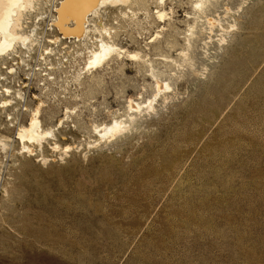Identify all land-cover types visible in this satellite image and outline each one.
<instances>
[{
  "label": "rangeland",
  "instance_id": "374dc122",
  "mask_svg": "<svg viewBox=\"0 0 264 264\" xmlns=\"http://www.w3.org/2000/svg\"><path fill=\"white\" fill-rule=\"evenodd\" d=\"M59 1L37 0L23 19V33L33 40L11 52L31 47L35 62L48 60V84L36 74L28 91L21 84L26 72L9 75V58H0V82L21 90L8 111L0 108L6 143L0 146V264H264V0H219L210 16L222 20L210 32L199 19L190 49L191 0L167 1L166 9H174L165 24L155 17L153 0L130 5L153 10L149 22L143 13L131 21L122 17L126 6L108 5L90 18L86 39L58 44L49 40L58 35L52 18ZM161 24L165 30L149 44ZM102 26L115 30L117 44L144 50L167 71L163 78L173 86L167 102L146 113L152 81L137 61L114 59L92 74L82 71ZM34 95L44 101L46 128L64 118L56 142L70 145L66 154L51 149V138L34 154L16 139L9 114L27 123ZM131 96L144 112L136 113L135 127L100 140L95 125L130 120Z\"/></svg>",
  "mask_w": 264,
  "mask_h": 264
},
{
  "label": "bare ground",
  "instance_id": "6f19581e",
  "mask_svg": "<svg viewBox=\"0 0 264 264\" xmlns=\"http://www.w3.org/2000/svg\"><path fill=\"white\" fill-rule=\"evenodd\" d=\"M133 1L135 3V1H137V0H133ZM153 1H155L156 10H154V11L151 10V9L150 10L153 11V13L155 14V17L157 18V20L160 23H164L165 24L166 20L171 18V17H169V15H170V13H173V9L174 8L170 7L169 11L166 9L165 5H166L167 1H169V0H153ZM36 2H37V0H0V58H2L3 56H7L9 58L12 55V53H11L12 51H18L17 48L19 47L20 43H22V45H26L28 42L30 43L31 40H33L34 37L30 39V37L27 34L23 33V28H24L23 27V25H24L23 19H24V16L30 10L36 9ZM170 2H173V0H170ZM190 2H192V5H193L192 8H193L194 12L192 11L193 15H191V16L188 15V17L190 19L191 18L193 19V17H194L195 20L193 19L194 20V24L187 23L188 26H186V27H188L187 36L185 37V39L187 38L186 40L188 42L186 48L191 46V44H192L191 40L192 39H195V38L198 37L197 34H199V31L196 30V28L198 26L195 27L196 26L195 23H197V21L199 19L200 20H201V18H205L206 19L205 21H207V24H208L207 26L209 27L210 32H211L214 29V26L218 23L217 20H220L218 18H221V17H218L217 19H214L213 17H215V16H213V17L210 16V14H212V13H210V11L215 12V9H217L216 7L218 6L219 0H194V1L191 0ZM148 3H150V2H148ZM39 4H41V3H39ZM141 4L139 3V5H141ZM146 4H147V2H146ZM108 5L109 6H120V5L121 6H126L127 9H128V12L124 11L123 15L122 14L121 15H122V17L124 16V17H127V18L131 19V21L133 19H137L139 14L143 13L144 14V19H146V20L152 14V13L150 14V10L147 7L143 8L144 10H141V11L132 10L131 6L134 5L132 3V0H60L59 1V5H57V7L55 8L56 15H55V21H54V24H55V26L57 28L58 35H56L57 33L54 34L56 36L53 38V40H49V41H53L54 43H58L59 44V42H61L62 40H72V39H74L75 41H80L82 39H86L85 37H86L87 33L90 31V29H89L90 28L89 27L90 18L93 17V16L99 15L100 10L102 8L108 6ZM229 9L231 10V8H229ZM151 17H152V15H151ZM52 19L54 20V18H52ZM137 20H139V19H137ZM133 21H136V20H133ZM138 22H136V23H138ZM147 22H149V21L147 20ZM198 23H200V22H198ZM164 24H161V25L158 26L157 33L155 34L154 38L151 39L148 42L149 44L150 43H154L158 38H160V36H161L160 32L164 31L165 28H166ZM94 25L96 26L95 23H94ZM94 25H93V27H94ZM166 26H168V25H166ZM217 26H218V24H217ZM219 26H220V24H219ZM232 26L230 25V28L231 27L234 28L233 24H232ZM51 27L52 26L50 24V28ZM221 27H223V26H221ZM228 27H229V25H228ZM96 28L97 27H95L93 29H96ZM142 28H144V27H142ZM234 29H236V28H234ZM97 30H98V28H97ZM97 30H96V32L99 31L100 33L99 32L98 33H99V35L101 37L98 38L99 40L97 39L98 43L96 44V46H93L92 49H89L88 48L89 46L87 45V48H88L87 50H89V51H88V55L84 59V64L82 66V71L85 72V73L92 74L94 71H97L100 68H103V67H106V66L110 65L109 63L111 61H113L114 59H121L122 60L123 58H127L128 60L137 61L138 63H142L143 66L145 65L146 74L151 78V81H152L150 83V87L152 89L151 97H149V99H148V104L146 106H144L146 108V109L144 108V110H146V113L149 114L150 111L156 110L155 109L156 107H155L154 103H156V102L158 103L160 101L162 103L163 102L164 103L167 102L168 99L170 98L168 92H170L171 88L173 87V86L170 85V83L167 81L166 78L165 79L163 78L164 75L166 76V74H167L166 72L167 71L166 70H161L160 68L155 67L153 61H151L152 59L150 60V58L148 56V53H143L144 50L143 51H136V50L132 51V50H128L127 48L122 47L119 44H117L114 41V39H113L112 32L115 33V30H113L112 28L102 26L101 29H99L98 31ZM223 31L226 33V30H222V35L225 34V33H223ZM229 32H230V30H229ZM172 33H170V35ZM176 33H177V30H176ZM184 33H185V30H184ZM226 34H225V36H226ZM32 36H33V34H32ZM174 37H175V35H174ZM88 38L89 37H87V39ZM220 39H221L220 41L222 42V40L224 38L220 37ZM166 40H165V43L167 42ZM173 40H175V39H173ZM169 42L171 43V45H173L172 41H170V39H169ZM76 43H78V42H76ZM170 43H168V44L170 45ZM33 44H34V42H33ZM166 44H164V45H166ZM174 44H176V43H174ZM188 44L190 46H188ZM155 45L158 46L157 44H155ZM75 46H77V44ZM159 46H162L161 43H160ZM173 46H175V45H173ZM23 47H25V46H23ZM172 47H170V49ZM28 48H31V47H28ZM70 49L72 50V47ZM183 49H185V47ZM188 49H190V48H188ZM51 50H52V48H51ZM79 52H81V50ZM188 53H185L184 51H182L181 52V55H183L182 59H186L184 56H186ZM188 56H186V57L189 58ZM70 58H72V56ZM180 59H181V57H180ZM172 61H174V60H172ZM182 61L179 60V62H182ZM176 62H177V60H176ZM176 62H174V63H176ZM185 62H187V61H185ZM171 64H172V62H171ZM179 64L180 63H178L177 65H179ZM167 65H165V68H166ZM182 65H183V62H182ZM112 70H115V69L112 68ZM81 73L82 72H79L77 74V80L80 79ZM171 75H175V74H172V72H171ZM99 76H97V77L100 79ZM166 77L168 78V76H166ZM96 81H98V80H96ZM96 81H94V82H96ZM96 84H98V83L96 82ZM144 88H146V87L144 86ZM0 91L3 94V95H1L2 97H0V108H2L4 111L8 109L7 107L13 106V104L15 103L14 98H18V97L21 96V93H20L19 89L14 91V89L12 87L4 86L1 82H0ZM13 92H14V95H13ZM142 95H143V93L140 94V96H142ZM34 97L38 100V102H37V104H35V106L33 108H31V109L29 108V114L27 113L28 114L27 123L21 124V125L18 124L16 126L15 137L22 144L21 148L23 149V151H25V152H27L29 154H34L37 149L39 151L40 150L42 151L43 143L46 142L47 139L51 138V139L55 140L54 143L52 144V148L51 149H53L54 151L65 152L64 154H66V152L69 151V149L71 148L70 145L61 146L58 142H56L57 141V139H56V130L59 128V126H61V124L64 121V118H60L55 126L46 128L44 126V123H43V120H42V117H41L42 116V112H43L42 111L43 107L45 106L44 101L42 100V98H38L35 95H34ZM127 103H128L127 106H128L129 112L128 111L126 112V110H125V112L128 113V114L131 112V114L129 116H127L128 114H126L127 118L129 117L128 119H130V120H125L126 117H125V119H122L123 117L122 118L114 117L111 123H104L102 125H95L94 124L95 127L92 126V128L94 127L93 131H95L100 136V138H101V139L99 138L100 140H102V139H103V141L104 140H112L115 137L120 136V134H122L123 132L127 131L128 129H130L131 125L134 123V121H136L135 119L138 118L136 116V113L137 112H143L142 111V108H143L142 104L138 102V99H137V102H136V100H134L133 97L131 96V97L128 98ZM143 105H144V103H143ZM163 107H164V105H163ZM158 108H160V106ZM14 109H16V108H14ZM26 109H27V107H26ZM70 111L71 110L67 108L66 109V114L68 112H70ZM12 113H13V111H12ZM158 114L159 113H157V115ZM9 116H10V118H12L11 113L9 114ZM150 116H148L147 118H150ZM66 117H68V116H66ZM133 127H135V126H133ZM140 127H141V125H140ZM133 130H135V129H133ZM0 146H3L4 148L6 147L5 138H3V137H0ZM42 154H44V153H42ZM42 159H44L46 161L47 158L45 159V157L42 155Z\"/></svg>",
  "mask_w": 264,
  "mask_h": 264
},
{
  "label": "built area",
  "instance_id": "2783aa9c",
  "mask_svg": "<svg viewBox=\"0 0 264 264\" xmlns=\"http://www.w3.org/2000/svg\"><path fill=\"white\" fill-rule=\"evenodd\" d=\"M56 12V11H55ZM55 21V18H54ZM52 26H55L54 22L52 24ZM56 28V26H55ZM57 29V28H56ZM21 52L24 53V55H21ZM24 56L30 57V50L29 48H23V50L19 51V55H11L9 57L10 63H11V67L9 70V75H12L13 73H15L16 75L19 74L20 71L22 72H26V76H24L25 81H21L23 88L28 89V91H30L31 89V83L33 82V78L36 74H41L40 80H41V85L45 86L46 84H48L49 80H52V76L50 75V68L48 65H50V63H47L48 60H46L43 56L38 57L36 60L37 62H35L33 59V57L28 58V60H26L24 58ZM45 62V63H44ZM47 64L45 66H43L44 64ZM61 63H65V60L63 59V61ZM8 65V63H7ZM5 79V80H4ZM4 81H7L6 78H3ZM29 82V84H28ZM21 91V90H19ZM24 97H21V100H23ZM25 105V104H24ZM25 108V106L23 107ZM26 110V109H24ZM19 113H15V115L12 118H8L9 121H11L10 125L12 126H17L20 121H19Z\"/></svg>",
  "mask_w": 264,
  "mask_h": 264
}]
</instances>
